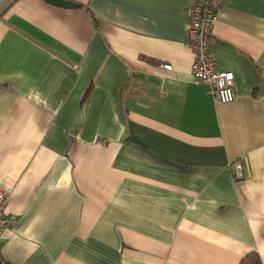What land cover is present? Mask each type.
<instances>
[{"label": "crops", "instance_id": "0c3cea01", "mask_svg": "<svg viewBox=\"0 0 264 264\" xmlns=\"http://www.w3.org/2000/svg\"><path fill=\"white\" fill-rule=\"evenodd\" d=\"M74 1L0 0V256L264 264V0L218 11L230 103L192 72L194 0Z\"/></svg>", "mask_w": 264, "mask_h": 264}, {"label": "built area", "instance_id": "2783aa9c", "mask_svg": "<svg viewBox=\"0 0 264 264\" xmlns=\"http://www.w3.org/2000/svg\"><path fill=\"white\" fill-rule=\"evenodd\" d=\"M224 0H194L190 10V46L194 51L192 72L198 84L208 87L209 93L222 103L236 100L235 74L232 71L220 70L216 66L212 52L213 30L217 23L218 11ZM235 177L243 178L240 160L234 163ZM9 196L0 187V241L16 221L14 215L7 214Z\"/></svg>", "mask_w": 264, "mask_h": 264}, {"label": "trees", "instance_id": "16d2710c", "mask_svg": "<svg viewBox=\"0 0 264 264\" xmlns=\"http://www.w3.org/2000/svg\"><path fill=\"white\" fill-rule=\"evenodd\" d=\"M0 264H11V263L5 261V259L0 256ZM239 264H263V261L258 252L250 251L241 258Z\"/></svg>", "mask_w": 264, "mask_h": 264}, {"label": "water", "instance_id": "95a60500", "mask_svg": "<svg viewBox=\"0 0 264 264\" xmlns=\"http://www.w3.org/2000/svg\"><path fill=\"white\" fill-rule=\"evenodd\" d=\"M52 4L59 5L62 7H78L79 3L74 0H46Z\"/></svg>", "mask_w": 264, "mask_h": 264}]
</instances>
